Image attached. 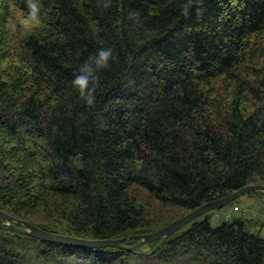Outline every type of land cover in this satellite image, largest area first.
I'll return each mask as SVG.
<instances>
[{"label": "trees", "instance_id": "16d2710c", "mask_svg": "<svg viewBox=\"0 0 264 264\" xmlns=\"http://www.w3.org/2000/svg\"><path fill=\"white\" fill-rule=\"evenodd\" d=\"M104 2L40 0L42 23L25 34V0H0V210L54 233L121 238L264 184V0H192L187 16L189 0ZM109 47L116 59L89 106L72 81ZM143 195L185 211L152 215ZM212 212L132 251L0 226V264H25L28 252L87 264H264L254 224L214 226Z\"/></svg>", "mask_w": 264, "mask_h": 264}, {"label": "water", "instance_id": "95a60500", "mask_svg": "<svg viewBox=\"0 0 264 264\" xmlns=\"http://www.w3.org/2000/svg\"><path fill=\"white\" fill-rule=\"evenodd\" d=\"M261 192L264 193V185H253L249 184L242 188H239L226 196L220 197L218 199L209 201L205 204H202L193 210L189 211L188 213L184 214L183 216L173 220L163 228L153 231V232H147L140 235H128L126 237L121 238H101V239H88V238H80V237H74V236H67V235H61L52 233L49 231H46L31 222L17 218L15 216H12L10 214H7L6 212L0 210V222L1 224L7 226L8 228L28 235L33 238H37L39 240L53 242V243H63L66 245H74L78 247L83 248H104V247H117V248H125L127 250H132L135 247H138L142 245L143 243H146L151 240H155L161 237H165L170 235L173 231L179 229L181 226L195 218L196 216L200 215L201 213L211 210V209H220L223 206L227 205L228 203L232 202L237 196L243 194V193H256L260 194ZM264 201V200H263ZM13 222H18L22 225L21 228H18L16 226H13ZM134 238L139 239V242L132 246H125L122 245L120 242L124 241L126 238Z\"/></svg>", "mask_w": 264, "mask_h": 264}, {"label": "rangeland", "instance_id": "374dc122", "mask_svg": "<svg viewBox=\"0 0 264 264\" xmlns=\"http://www.w3.org/2000/svg\"><path fill=\"white\" fill-rule=\"evenodd\" d=\"M141 200L144 201L147 205L146 210L151 214H157L155 216H166L169 215L170 218L176 217L183 213L185 210H174L167 207L160 206L152 198H148L147 195L141 196ZM264 196L260 197L254 193H245L237 198V200L231 204L226 205L225 207L215 210L210 214V222L212 225H217L220 221L231 220L237 216H242L244 220L252 222V229L257 231L260 236L264 237ZM235 207L237 208L235 210ZM152 214V215H153ZM154 216V217H155ZM152 218V216H151ZM150 218V219H151ZM149 219V220H150ZM167 219V220H168ZM246 222V221H245ZM247 223V222H246ZM29 254V261L25 264H87L82 262L77 258L61 259L54 258L53 260H47L39 256H31ZM138 264H144L143 261H138Z\"/></svg>", "mask_w": 264, "mask_h": 264}, {"label": "clouds", "instance_id": "9594fccd", "mask_svg": "<svg viewBox=\"0 0 264 264\" xmlns=\"http://www.w3.org/2000/svg\"><path fill=\"white\" fill-rule=\"evenodd\" d=\"M189 4L184 5L183 14L188 15ZM27 14L22 13L19 24L24 33L28 34L35 27L42 23V6L40 0H25ZM103 7H109V0H105ZM116 56L112 48H100L79 66L78 74L75 75L72 85L76 88L80 98L89 106L96 103V89L99 86V73L111 67L110 61H114Z\"/></svg>", "mask_w": 264, "mask_h": 264}, {"label": "bare ground", "instance_id": "6f19581e", "mask_svg": "<svg viewBox=\"0 0 264 264\" xmlns=\"http://www.w3.org/2000/svg\"><path fill=\"white\" fill-rule=\"evenodd\" d=\"M264 185V184H263ZM244 187V186H243ZM242 188V187H241ZM237 190V189H236ZM235 191V190H234ZM233 192V191H232ZM231 193V192H230ZM243 194H245V193H243ZM254 194H256V193H254ZM263 194V195H262ZM242 195V194H241ZM241 195H239V196H241ZM256 195H259L260 197H262V196H264V193L263 192H261L260 194H256ZM226 196V195H225ZM239 196H237L234 200H236ZM223 197V196H222ZM218 199V198H217ZM233 200V201H234ZM207 203V202H206ZM231 203V202H230ZM230 203H228V204H230ZM205 204V203H204ZM227 204V205H228ZM226 206V205H225ZM225 206H223V207H225ZM222 207V208H223ZM221 209V208H220ZM237 208L235 207V210H236ZM215 210H218V209H211V210H207V211H205V212H203V213H201L200 215H198V216H196L195 218H193L192 220H190L189 222H187L186 224H184L183 226H185V225H187L188 223H190V222H192L193 220H195L196 218H198V217H200V216H202V215H204L205 213H208V212H211V211H215ZM172 222V221H171ZM13 223H18V222H13ZM12 223V224H13ZM20 224V223H19ZM169 224V223H168ZM167 225V224H166ZM165 225V226H166ZM0 226H4V227H7V226H5V225H3V224H1V222H0ZM13 226H15L14 224H13ZM183 226H181L180 228H182ZM16 227H18V228H21L22 227V225L20 224V226H16ZM164 227V226H163ZM162 227V228H163ZM8 228V227H7ZM179 228V229H180ZM10 229V228H9ZM159 229H161V228H159ZM159 229H157V230H159ZM12 230V229H11ZM178 230V229H177ZM177 230H175V231H177ZM14 231V230H13ZM47 231V230H46ZM156 231V230H155ZM175 231H173L171 234H173ZM14 232H16V231H14ZM49 232H51V231H49ZM153 232V231H152ZM16 233H19V232H16ZM52 233H54V232H52ZM20 234H22V233H20ZM56 234H59V233H56ZM170 234V235H171ZM23 235H25V234H23ZM61 235H64V234H61ZM170 235H168V236H170ZM26 236H28V235H26ZM68 236V235H67ZM168 236H165V237H168ZM30 237V236H29ZM165 237H161V238H165ZM33 238V237H32ZM128 238H130V237H128ZM128 238H126V239H128ZM161 238H158V239H161ZM35 239H37V238H35ZM125 239V240H126ZM158 239H155V240H158ZM39 240V239H38ZM124 240V241H125ZM139 240V239H138ZM155 240H151V241H155ZM43 241V240H42ZM151 241H148V242H151ZM48 242V241H47ZM122 242L123 241H121L120 243L122 244ZM148 242H146V243H148ZM51 243H53V242H51ZM146 243H143V244H146ZM55 244H57V243H55ZM59 244V243H58ZM66 245V244H63V243H60V245ZM142 244V245H143ZM123 245V244H122ZM70 246H74V245H70ZM141 246V245H140ZM140 246H138V247H140ZM138 247H135V248H133L132 250H134V249H136V248H138ZM83 248V247H82ZM117 248V247H116ZM120 249H125V248H120ZM125 250H127V249H125ZM132 250H127V251H132Z\"/></svg>", "mask_w": 264, "mask_h": 264}]
</instances>
